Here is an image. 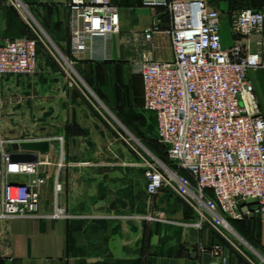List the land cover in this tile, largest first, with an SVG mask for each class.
I'll return each instance as SVG.
<instances>
[{
	"label": "crops",
	"instance_id": "crops-1",
	"mask_svg": "<svg viewBox=\"0 0 264 264\" xmlns=\"http://www.w3.org/2000/svg\"><path fill=\"white\" fill-rule=\"evenodd\" d=\"M202 1L220 12L225 46L236 41L230 31L233 11L252 9L264 14V0ZM68 2L0 0V44L35 37L31 6L64 8L68 32ZM111 3L118 8L120 31L107 41L110 59L91 60L83 55L78 60L109 67V83L120 70L125 79L130 78L132 60L172 59L170 38L163 34L170 23L164 10L157 13L161 33L145 41L142 32L154 15L142 6V0ZM46 29L56 45L69 53V43L62 42L57 28ZM66 65L42 50L33 76H0V147L3 144L11 154L12 143L31 141L32 134L41 136L32 141L49 142L48 152L37 160L41 217L0 216V264H203L199 247L213 245L223 246L227 264H264V221L227 220L226 240L208 225L197 228L194 211L173 194L162 191L148 198L143 161L128 153L120 156L108 120L82 94ZM250 79L264 112V71L251 72ZM139 82L143 106V83ZM101 95L112 103V97ZM150 114L156 140V121ZM3 167L0 149V214ZM7 181L20 184L28 178L8 176ZM56 207L67 218H54Z\"/></svg>",
	"mask_w": 264,
	"mask_h": 264
},
{
	"label": "built area",
	"instance_id": "built-area-1",
	"mask_svg": "<svg viewBox=\"0 0 264 264\" xmlns=\"http://www.w3.org/2000/svg\"><path fill=\"white\" fill-rule=\"evenodd\" d=\"M142 6L154 15L142 32L145 41L161 33L158 11L168 14L170 23L163 34L170 38L173 54L169 61L130 62L131 72L143 83L144 110L155 117L157 143L172 166L140 156L147 196L152 199L168 191L194 211L197 228L208 225L228 240L227 220L264 221V112L250 79L251 72L264 71V14L233 11L230 31L236 41L223 47L222 16L204 1L142 0ZM67 11L70 57L109 60L107 41L120 31L118 8L111 0H69ZM33 32L34 38L0 44L1 77L36 73L42 39ZM0 149L4 164L0 216L41 217L39 163L11 162L3 144ZM8 176L26 177L28 182L9 183ZM59 189L56 184L55 191ZM248 200L253 205H247ZM53 217L67 215L56 207ZM199 250L210 262L227 264L222 245Z\"/></svg>",
	"mask_w": 264,
	"mask_h": 264
},
{
	"label": "rangeland",
	"instance_id": "rangeland-1",
	"mask_svg": "<svg viewBox=\"0 0 264 264\" xmlns=\"http://www.w3.org/2000/svg\"><path fill=\"white\" fill-rule=\"evenodd\" d=\"M65 15L64 8L56 10L55 8L31 6V31L34 30L42 39V42L39 43L38 53L48 50L61 63L66 64V61L69 63L66 68L71 78L75 80L82 94L92 102L96 111L108 120L111 131L117 140L116 144L121 149L119 151L121 157L128 153L130 155L127 156L138 161H142L141 157L148 160L151 156L164 159V148L154 142V131L150 130L152 116L141 106L142 101L138 95L140 90L139 75L132 73L129 65L130 78L125 79L119 69L120 71L115 73V81L109 80L108 83L106 78L111 75L109 67L95 66L87 60H75L70 57L68 52L61 50L46 28L56 27L57 35L61 37L62 42H68ZM229 46L223 45V47ZM102 93L112 97V103L104 101ZM38 137L41 136L32 134L31 140ZM149 138L152 140L149 141ZM151 204L155 205L154 200Z\"/></svg>",
	"mask_w": 264,
	"mask_h": 264
},
{
	"label": "water",
	"instance_id": "water-1",
	"mask_svg": "<svg viewBox=\"0 0 264 264\" xmlns=\"http://www.w3.org/2000/svg\"><path fill=\"white\" fill-rule=\"evenodd\" d=\"M48 141H23L14 142L11 144L12 153L10 154V161L15 163H36L39 155H44L48 152ZM247 205H253V201L248 200ZM243 206L244 203L240 202ZM254 208L252 207V210ZM258 217V215H256ZM195 256V254H194ZM203 264H215L210 262L208 254H203Z\"/></svg>",
	"mask_w": 264,
	"mask_h": 264
},
{
	"label": "trees",
	"instance_id": "trees-1",
	"mask_svg": "<svg viewBox=\"0 0 264 264\" xmlns=\"http://www.w3.org/2000/svg\"><path fill=\"white\" fill-rule=\"evenodd\" d=\"M38 47H39V44H38ZM38 47H37V53H38ZM59 48H60V47H59ZM60 49L62 50V48H60ZM148 140L150 141V140H152V139L149 138ZM154 142L157 143V140H155ZM163 148H164V147H163ZM156 149H159V148L156 147ZM164 153H165V158H164V159H159V158H158V159H159L160 161H162L163 163H165L168 167L171 168L172 166H171V164H170V163L168 162V160H167V156H166V150H165V148H164ZM180 173L183 174V175H186L183 171H181ZM164 192H168V191L165 190ZM168 193H169V192H168ZM255 220H256V219H248V220H244V222L249 221V222H251V223H254ZM231 222H235V221H232V220H231Z\"/></svg>",
	"mask_w": 264,
	"mask_h": 264
},
{
	"label": "bare ground",
	"instance_id": "bare-ground-1",
	"mask_svg": "<svg viewBox=\"0 0 264 264\" xmlns=\"http://www.w3.org/2000/svg\"><path fill=\"white\" fill-rule=\"evenodd\" d=\"M66 64H68L69 65V63L66 61ZM71 65V64H70Z\"/></svg>",
	"mask_w": 264,
	"mask_h": 264
}]
</instances>
